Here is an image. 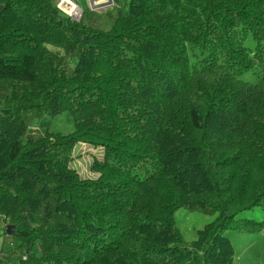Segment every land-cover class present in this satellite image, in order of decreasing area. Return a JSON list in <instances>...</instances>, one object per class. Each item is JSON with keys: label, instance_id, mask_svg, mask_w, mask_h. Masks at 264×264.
<instances>
[{"label": "trees", "instance_id": "obj_1", "mask_svg": "<svg viewBox=\"0 0 264 264\" xmlns=\"http://www.w3.org/2000/svg\"><path fill=\"white\" fill-rule=\"evenodd\" d=\"M58 1L0 0V226L27 264H234L227 232L264 231L236 219L264 213V0ZM180 209L216 218L186 244Z\"/></svg>", "mask_w": 264, "mask_h": 264}, {"label": "rangeland", "instance_id": "obj_2", "mask_svg": "<svg viewBox=\"0 0 264 264\" xmlns=\"http://www.w3.org/2000/svg\"><path fill=\"white\" fill-rule=\"evenodd\" d=\"M61 1V0H60ZM57 4H59V2ZM69 1V2H66ZM62 0L60 3V11H64V8L70 7L72 4L75 6H79L82 8L83 15L90 13L93 10L99 13H105L106 9H110L113 6L103 8H98L97 4L92 5L91 0ZM119 0H115V4ZM104 2V0H103ZM64 5V6H63ZM113 5V4H112ZM93 7L95 9H93ZM103 8V9H102ZM67 9V8H66ZM75 21L70 18L72 21ZM52 128L56 131H61L64 133L72 132L73 125H71L66 116L56 117L52 121ZM102 155L101 149L91 148L89 145L80 144L76 148L74 168L78 171V173L83 178H96L97 174L93 173L90 170V166L93 161V157L96 158ZM176 222L181 231V234L185 240L186 244H190L191 242L197 239V234L199 231L204 229V227L215 220L214 215H204L199 212H192L186 209H180L176 213ZM236 219H254L257 221H262L264 219V213L261 208H255L250 211L240 213ZM3 231H5V225H2ZM264 232V231H263ZM227 236L230 239L236 254L235 263L234 264H264V234H243L236 231H228ZM12 238V237H11ZM3 242V239L0 240V243ZM23 251L18 248L14 250H7L6 255L8 258H16L20 259V255Z\"/></svg>", "mask_w": 264, "mask_h": 264}, {"label": "built area", "instance_id": "obj_3", "mask_svg": "<svg viewBox=\"0 0 264 264\" xmlns=\"http://www.w3.org/2000/svg\"><path fill=\"white\" fill-rule=\"evenodd\" d=\"M113 1L114 0H104V2L101 1L99 3L98 8L102 7V5H104L103 8H106V7L108 8V7L112 6ZM66 2H69V1H66ZM59 7H60V4H59ZM66 8H64V12L73 20L79 21L82 18L83 11H82L81 7L75 6L74 4H72L69 8L68 7H66ZM1 239H3V242L0 243V264H27L28 253L26 251L22 252L19 260L16 258H8L7 257V255H6L7 250L16 249L17 248V242L15 240H13L10 236H8L5 231H3L2 226H0V240ZM36 250L37 251L40 250V245H38V244L36 245Z\"/></svg>", "mask_w": 264, "mask_h": 264}, {"label": "water", "instance_id": "obj_4", "mask_svg": "<svg viewBox=\"0 0 264 264\" xmlns=\"http://www.w3.org/2000/svg\"><path fill=\"white\" fill-rule=\"evenodd\" d=\"M101 1H102V0H91V3H92L93 6L96 5V4H98L97 6H99V3H100ZM93 9H95V8L93 7ZM16 229H17L16 226H13V225H7V226L5 227V232H6V234H7L8 236H14V235L16 234Z\"/></svg>", "mask_w": 264, "mask_h": 264}, {"label": "crops", "instance_id": "obj_5", "mask_svg": "<svg viewBox=\"0 0 264 264\" xmlns=\"http://www.w3.org/2000/svg\"><path fill=\"white\" fill-rule=\"evenodd\" d=\"M6 226H7V225H6ZM6 226H5V227H6ZM263 234H264V232H263Z\"/></svg>", "mask_w": 264, "mask_h": 264}, {"label": "bare ground", "instance_id": "obj_6", "mask_svg": "<svg viewBox=\"0 0 264 264\" xmlns=\"http://www.w3.org/2000/svg\"><path fill=\"white\" fill-rule=\"evenodd\" d=\"M103 1V0H102ZM98 7V6H97ZM80 21V20H79Z\"/></svg>", "mask_w": 264, "mask_h": 264}]
</instances>
